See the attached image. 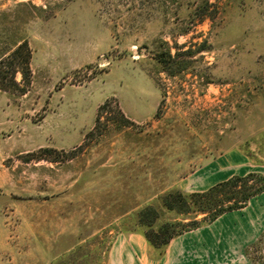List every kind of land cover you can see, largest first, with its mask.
<instances>
[{"label":"rangeland","instance_id":"rangeland-1","mask_svg":"<svg viewBox=\"0 0 264 264\" xmlns=\"http://www.w3.org/2000/svg\"><path fill=\"white\" fill-rule=\"evenodd\" d=\"M23 41L31 83L0 90L3 264H108L121 232L202 221L163 199L216 185L179 183L220 153L264 168V0H0V62Z\"/></svg>","mask_w":264,"mask_h":264},{"label":"crops","instance_id":"crops-1","mask_svg":"<svg viewBox=\"0 0 264 264\" xmlns=\"http://www.w3.org/2000/svg\"><path fill=\"white\" fill-rule=\"evenodd\" d=\"M251 172L264 175V168L246 153L231 149L183 178L179 186L191 192L205 190L218 183L219 177L227 179ZM5 246L1 241L0 248ZM260 255L264 257V192L253 197L246 207L176 236L161 254L152 249L145 235L121 232L109 249L108 264H260Z\"/></svg>","mask_w":264,"mask_h":264},{"label":"trees","instance_id":"trees-1","mask_svg":"<svg viewBox=\"0 0 264 264\" xmlns=\"http://www.w3.org/2000/svg\"><path fill=\"white\" fill-rule=\"evenodd\" d=\"M31 58L30 45L27 41H23L7 56V60H1L0 90L12 88L18 89L22 93L26 92V87L31 83ZM3 66L7 69L5 70ZM18 72L22 75L24 86H21L16 80ZM106 105H108V101L103 107ZM120 113L125 123H133L122 111ZM42 151L58 152L54 148H43ZM42 157L38 159H43ZM262 192H264V175L257 172L233 176L203 192L184 193L180 190L170 192L163 199L167 209L180 214H189L195 209V211L206 214L205 217L202 221L195 219L189 222H168L163 224L158 231L148 230L145 237L151 246L159 249V254H161L176 236L208 225L226 212L246 207L253 197ZM158 215V211L153 206H148L140 212V222L151 226Z\"/></svg>","mask_w":264,"mask_h":264}]
</instances>
